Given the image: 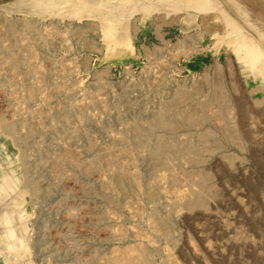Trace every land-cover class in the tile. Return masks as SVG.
<instances>
[{
    "label": "rangeland",
    "instance_id": "1",
    "mask_svg": "<svg viewBox=\"0 0 264 264\" xmlns=\"http://www.w3.org/2000/svg\"><path fill=\"white\" fill-rule=\"evenodd\" d=\"M25 1L0 0V21L6 18L16 22L25 14L29 16L30 13H26L22 8L24 5L22 3ZM240 1L247 6L251 17L243 19L236 13L233 14V17L241 21L248 33L258 39L259 36L256 35L257 38L252 33V29L247 26L251 21L259 25L260 28H264V0ZM180 13L182 12L174 15L171 12L166 14L161 11L159 13L152 11L151 15L144 19L139 12L133 14L128 22L136 21L139 28L136 31L135 39L132 40L133 50H130L126 57L106 54L101 35L98 36L85 27L81 30L90 45L82 42L74 28L86 22L85 18L82 20L63 18L61 20V18L51 15H46L45 18H41L39 15L28 17L36 20V27L44 34H47L46 30L54 24L58 29H61V32H65L67 24L74 22V26L69 28L67 35L66 33L55 35L49 42L50 46L37 47L40 57L36 63L40 66L38 68L47 74L43 78H45L47 86H50L49 90L53 88L51 84L60 82L63 75L68 79L77 80L78 84L75 88L76 96L72 101L75 106L68 105L67 109L65 108L68 119L62 117L60 112L58 113L55 103L63 102V100L68 101L66 88L56 89L55 95L53 93L50 99L52 107L46 109L44 114L38 115L35 112L31 114L33 109L44 105L42 95H45L49 90L40 92L42 95L37 93L34 95L35 97L21 99V101L15 100L14 96L16 93L18 95V92L20 96L27 95V90L23 85L27 83L28 79V81L35 79L38 73L23 71L20 73L21 75L18 74L20 77L16 76L14 82L8 84L4 80L7 78L6 70H0V116L12 120L18 109L24 111V115L34 125L39 119L43 121L42 126L36 125L41 131L37 133V136L35 135L36 143L30 148L28 146L25 148L30 161H35H33V173L36 181L42 186L43 192L38 196L39 198H33L34 196L26 188H22L21 192L19 190V196L23 197V203L17 213L28 220V232L30 230L31 237L23 233L27 239L24 246L30 244L29 252L24 258L25 260L13 259L12 264H103L105 255L111 254L112 249L123 247L124 244V246L129 245V243L134 247L145 245L150 249L154 248L152 257L155 264H264V236L261 234V230L264 231V171L258 167L256 160V153L264 155V104L256 107L253 103L254 99L260 98L264 94V90L261 88V90L253 92L251 89H256L254 87L260 83L258 79L248 76L249 67L245 65L244 61L238 60L231 50L228 51L224 49L226 48L224 45L214 42L216 33L212 31L211 26L215 25V19L210 18L208 22L204 21L205 23L202 24L198 21L201 16L196 14L190 24V18ZM204 28L211 30L208 31L207 36L204 35L203 41L199 43L204 47L202 51L189 57L182 53L173 56L176 52L171 49L179 40L184 39L187 33H195ZM97 44L101 51L95 48ZM155 47H161L162 56L154 59V55H152L148 58L146 50H152ZM164 49H166L165 52ZM172 56L173 60H171ZM214 61L219 62L223 69L224 78L229 83H227V89H230L236 97L244 96L253 106L251 114L253 118L247 119L248 121L244 123L243 127L252 129L255 137L254 141H250L248 138L244 141L246 149H239L235 146L223 148V151L235 155L232 164H227L226 160H221L218 156L206 158L202 167L212 173V186L219 192L217 197L209 199L207 208H194L189 211L181 206L184 194L188 192V186L183 181L179 188L180 191L171 192L172 196L170 192L166 191V181H160L156 201L150 200L146 193L131 194L127 196L128 198H124L117 192L110 191V195L114 197L113 202H108L103 196L107 189H102L104 188L103 182L107 179V174H104V172L108 173L106 170L100 169V172L95 170L90 174L82 173L81 175V172L75 171L76 167L69 166L67 171L59 177L50 173L49 161L55 154H58L59 149L63 147L78 149L80 158L87 159L91 152H94L88 148L90 142H94L93 144L97 147H104L119 131L124 129L126 122L131 123L135 117L146 116L155 102L168 95L166 90L159 91L151 87L150 80L164 74L165 78L174 84L175 80L189 83L192 78H200L202 72L205 71L213 76ZM228 62L232 63L231 67ZM101 70L105 71L103 80L108 86L95 89L93 88L96 83L95 73ZM146 74L147 78L144 77ZM53 90L55 91L52 89V92ZM11 96L12 98H10ZM42 103L43 105H41ZM78 109L81 112H78ZM29 110L31 113H28ZM232 111L234 112V110ZM48 113L59 115V117L56 116L58 121L54 127L50 123L51 119H48L50 118ZM73 122L76 123L75 126H78L76 137H74L76 133L71 128ZM130 132L127 130L125 134L130 135ZM40 133H44V136H41ZM180 137L184 136L180 135ZM12 143L10 139L0 133L2 153H0V181L8 175L16 185L20 179L22 180V166L18 160L21 150ZM248 146L252 151L256 148L260 150L256 149V153L252 156ZM40 154L46 155L47 162L46 160L42 162L43 164L40 161L37 162ZM135 157L133 162L135 165L127 157H124L126 166L131 168L130 170L137 169L143 175L140 181L146 188L153 181L149 177L153 175L154 171L145 158H139V155ZM101 170L103 171L101 172ZM183 190L187 191L183 192ZM3 192H0V197L4 196ZM119 196L122 197L119 198ZM171 202H175L173 203L175 211L171 212L174 223L173 231L171 236H164L152 228V219L149 215H151L152 209L161 215L166 210L165 215ZM120 227L127 231V235L124 234L125 238L118 239L119 236L116 233L122 229ZM125 230L124 232H126ZM138 231L140 234L137 233ZM149 239H152L153 242ZM1 256L0 253V264H6L4 256Z\"/></svg>",
    "mask_w": 264,
    "mask_h": 264
},
{
    "label": "bare ground",
    "instance_id": "2",
    "mask_svg": "<svg viewBox=\"0 0 264 264\" xmlns=\"http://www.w3.org/2000/svg\"><path fill=\"white\" fill-rule=\"evenodd\" d=\"M22 4H24V7L22 6V8L25 9L24 11L30 13L29 16L25 14L23 17L17 19L16 22L9 21L6 18L0 21V70H6L5 75H7V78H4L5 83L10 84L12 81L14 82L16 76L23 71L27 73H38L35 79H30V81H28V79L27 83L23 85L25 87L24 89L27 90V95L20 96L19 92L18 95H16L17 91H14L16 93H14V99L17 101L33 98L35 94L43 92L46 89L49 90L50 86H47L48 84L44 81L45 78H43L47 74L40 70V68H38L40 66L36 63V60L40 57L39 52H37V47L41 48L48 46L52 37L55 35H64L65 33L67 35V33H69V28L72 25L74 26V22L67 24L65 32L62 31L64 32L62 33L60 31L61 29H58V27L55 26L56 24H54V26L46 30L47 34H44L36 27V20L28 18L38 15L41 16V18H45L46 15H51L61 18V20L63 18L78 20L85 18L84 20H86V22L74 28L75 33L79 35L81 41L90 45L89 41L84 36L83 30H81V28L85 27L95 32L98 36L101 35L105 44L106 54L119 57H126L128 52L133 50L132 40L135 39L136 31L139 27L136 21L128 22V20L137 12L142 15L143 19L148 18L152 11L156 13L161 11L166 14L171 12L174 15L182 12L183 14H180L190 18V24L193 18L196 17V14L201 16L198 21L202 24L205 23L204 21L208 22L210 18L215 19V25L211 26V28H213L212 31L216 33L214 42L219 45H224L226 47L224 49L228 51L231 50L238 60L244 61L245 65L249 67V72L245 73L253 79H258L260 83L254 87L256 89H251L253 92L258 89L261 90V88L264 90V28H260L259 25L250 21L247 27L252 29V33L255 34V36H259V38L256 36L258 38L256 39L248 33L245 29L246 27L241 24V21L233 17L235 13L239 14L243 19L251 17L249 9L240 0H26L25 3L23 2ZM174 21L177 20L174 19ZM210 30L211 29L208 30L204 28L195 33H187L184 39L176 43L175 47L172 49L169 48L176 52L173 56L182 53L189 57L202 51L204 47L199 43L203 41L204 35L207 36ZM95 48L101 51L98 44L95 45ZM165 50L166 49H164V52ZM162 53L161 47L146 50L148 58L152 55H154V59L159 58L162 56ZM173 56L171 60H173ZM228 63L231 64V67L232 63ZM213 68V76L209 75L208 71H205L202 72L200 78H192L189 83H181L175 80L173 84L171 80L165 78L164 74L159 78L150 80L151 87L159 91L166 90L168 95L163 96L158 102H155V105L146 116L135 117L133 122H126V126L122 124L124 129L119 131L110 142L108 141L109 144L104 147H97L93 144L94 142H90L88 148L94 152L92 153L90 151V156L86 154L89 157L87 159L80 158L78 149L60 147L61 149L58 150V154L54 153L55 156L49 161L48 167L50 173L59 177L67 171V167L69 166L72 168L76 167L75 171L81 172V175L82 173L90 174L95 170H106L108 173L104 172V174H107V179L104 180V188L102 189H107V192L105 191L106 193L103 196L108 202H113L114 197L110 195V191L113 193L115 191L117 194L124 196V198L131 194L139 195L146 193L150 200L156 201L160 181H166V191L170 192V194L175 190L180 191L179 188L183 181V183L188 186V192L184 194L181 206L189 211L194 208H207L209 206V199L217 197L219 192L212 186V173L202 167L206 158L218 156L221 160H226L227 164H232L235 155L223 151V148L235 146L239 149H246L247 146H245L246 144L244 141L247 138L250 139V141H254L253 139L255 137L252 129L243 127L244 123L248 121L247 119L253 118L251 116L253 106H251L244 96L236 97L230 89H227L229 83L226 82V78H224V74L222 73L223 69L219 62L216 61ZM69 70H72V68H69ZM126 72L128 73L127 70ZM20 75L18 77H20ZM104 75V70L95 73L96 83L93 88L101 89L102 87H106L105 85H107V83L103 80ZM2 76L4 75L2 74ZM144 77L147 78V74L144 75ZM61 78L60 82L51 84L53 87L52 89H55V91L53 90L52 92V89H50L45 95L40 93L43 96L42 100L44 105L43 103L41 104L43 106H38L36 109H33L32 113L30 110V112H26L31 114L35 112L38 113V115L41 113L44 114L43 112L47 111L46 109L51 106V95L56 92V89L60 90L61 88H66V97L68 101L63 100V102L57 101L55 103L58 107V113L60 112L62 117L64 116V118L66 117L68 119L65 108L68 105L71 107L75 106V103H72V101L76 96L77 90L75 88L78 82L76 83L77 80L68 79L67 76L64 75ZM166 86L168 87L166 88ZM9 87L13 88L14 86ZM17 89L19 90L18 87ZM10 98H12V96ZM253 103L256 107L264 104V94L260 98L254 99ZM232 110H234V112ZM79 111L78 109V112ZM48 115L50 117L48 119H51L50 123L54 127L56 121H58V118L56 120L58 114L55 116L53 113H48ZM42 124L43 121L39 119L37 124L34 125L32 121L24 115V111L18 109L15 118L12 120L0 116V133L10 139L13 142L12 144L20 148L21 151L18 155V160L22 166V180L20 179L19 183L17 182L18 184H13V180L10 176L8 177V175L0 181V192L4 191V196L0 197V253L4 256L7 262L6 264H12L13 259L18 261L19 259H24L29 252L30 244L24 246L27 239L23 236V233L28 234V237L30 236V230L28 232V220L22 218L17 212L23 203V197L19 196L22 188L29 190L30 194L34 196L33 198H39L38 196L43 192L42 186L36 181V177L33 173L34 160L30 161L25 151L26 146L30 148L36 143L35 135L37 136V133H39L40 130H38V127L42 126ZM75 124L76 123L73 122V126L71 127L76 133L74 137L77 136L78 129V126H75ZM36 125H38V127ZM127 130L131 131L130 135L125 134ZM44 133H40L41 136H44ZM180 135L184 137H180ZM248 149H250L252 155L256 153L255 150L257 148L252 151L250 146H248ZM256 154L257 165L264 171V155ZM137 155H139V158H145L155 173L152 172L153 175L149 178L153 181H151L146 188L142 186L143 183L141 184L140 181L143 175L140 174L137 169L130 170L131 168L129 169V167L127 168L126 166L127 163L124 157H127L133 163ZM45 156L46 155L40 154L37 162H44L46 160ZM103 170H101V172ZM184 191L186 192L187 190H183V192ZM102 193L104 192L102 191ZM122 196H119V198ZM103 202L105 201L103 200ZM173 203L171 202L169 204L170 207L165 215L164 213L166 210H164L163 215H161L155 209H152L151 215H149L152 219V228L164 236H171L170 234L173 231L174 223L171 215V212L175 211L173 210ZM117 206L119 207V204ZM138 210L140 211V209ZM122 229L118 231L115 229L117 231L116 235L118 234L119 237L115 236L118 237V239L120 237L125 238L127 235V231L124 229L126 231L124 232ZM137 233H139V231ZM261 234L264 236L263 230H261ZM149 241L153 242L152 239H149ZM124 245H122L123 247L120 246V248L112 249L111 254L108 256L105 255L103 264H155L152 257L154 255V248L152 246L153 249L145 245H137L134 247L131 246V243L126 246ZM14 262L16 261L14 260Z\"/></svg>",
    "mask_w": 264,
    "mask_h": 264
},
{
    "label": "crops",
    "instance_id": "3",
    "mask_svg": "<svg viewBox=\"0 0 264 264\" xmlns=\"http://www.w3.org/2000/svg\"><path fill=\"white\" fill-rule=\"evenodd\" d=\"M0 153H1V150H0ZM2 154V153H1Z\"/></svg>",
    "mask_w": 264,
    "mask_h": 264
}]
</instances>
